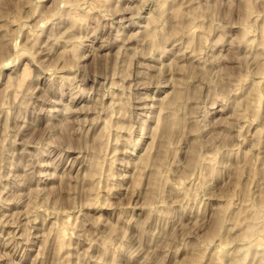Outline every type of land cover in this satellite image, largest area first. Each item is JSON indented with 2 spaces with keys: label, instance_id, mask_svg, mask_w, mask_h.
<instances>
[{
  "label": "rangeland",
  "instance_id": "rangeland-1",
  "mask_svg": "<svg viewBox=\"0 0 264 264\" xmlns=\"http://www.w3.org/2000/svg\"><path fill=\"white\" fill-rule=\"evenodd\" d=\"M0 264H264V0H0Z\"/></svg>",
  "mask_w": 264,
  "mask_h": 264
},
{
  "label": "bare ground",
  "instance_id": "bare-ground-1",
  "mask_svg": "<svg viewBox=\"0 0 264 264\" xmlns=\"http://www.w3.org/2000/svg\"><path fill=\"white\" fill-rule=\"evenodd\" d=\"M151 36H152V35H151ZM256 91H257V90H256ZM179 96H180V95H179ZM177 97H178V96H177ZM176 100H177V98H176ZM167 122H168V121H167ZM177 122H178V121H177ZM169 123H170V122H169ZM177 124H178V123H177ZM165 125H166V126H165V130H166L165 132H166V134H170V129H171V126H170V125H171V124L169 125L168 123H167V124L165 123ZM175 126H176V125L174 124L173 127H175ZM170 135H171V134H170ZM192 150H193V149H192ZM161 156H162V155H161ZM148 157H149V156H148ZM139 162H140V161H139ZM193 164H194V163H193ZM161 165H162V164H161ZM157 174H158V173H157ZM157 177H158V175H157ZM153 183H154V182H153ZM155 184H156V183H155ZM256 211H258V210H256ZM219 212H220V211H219ZM256 214H257V213H256ZM218 216H219V215H218ZM220 220H221V219H220ZM217 221H219V220H217ZM218 225L220 226V223H219ZM217 229H218V227H217ZM217 229H216V230L214 229V231L217 232ZM248 233H249V232H248ZM250 233H251V232H250ZM233 261H234V260H233Z\"/></svg>",
  "mask_w": 264,
  "mask_h": 264
}]
</instances>
